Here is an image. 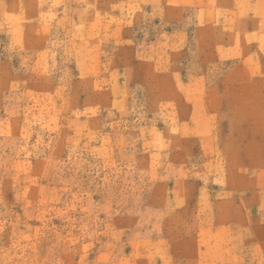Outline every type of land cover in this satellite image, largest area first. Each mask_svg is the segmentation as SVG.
I'll return each mask as SVG.
<instances>
[{"label":"rangeland","instance_id":"rangeland-1","mask_svg":"<svg viewBox=\"0 0 264 264\" xmlns=\"http://www.w3.org/2000/svg\"><path fill=\"white\" fill-rule=\"evenodd\" d=\"M15 1L0 264H264V0Z\"/></svg>","mask_w":264,"mask_h":264},{"label":"crops","instance_id":"crops-1","mask_svg":"<svg viewBox=\"0 0 264 264\" xmlns=\"http://www.w3.org/2000/svg\"><path fill=\"white\" fill-rule=\"evenodd\" d=\"M14 3H16L15 0H7V4H8V5H13ZM16 8H17V10H18V6H16ZM4 21H5V20H4L3 18L0 19V23H2V22H4ZM1 25H3V29H4L5 26H7V23L4 22V23L1 24ZM8 26H12V25L9 24ZM0 30H1V29H0ZM13 32H14V31H13ZM39 35H40V33L37 32V33H35V34H32V35L30 36V38L33 39V40H35V41H37L38 38L40 37ZM12 36H13L14 38L17 37V35H15V33H13ZM20 38H22V39H28V35H27V34H23V36L21 35ZM33 44H34V43H33Z\"/></svg>","mask_w":264,"mask_h":264}]
</instances>
